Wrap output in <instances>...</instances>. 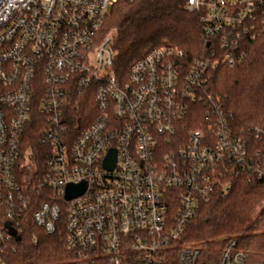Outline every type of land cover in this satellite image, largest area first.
<instances>
[{
	"label": "built area",
	"instance_id": "obj_1",
	"mask_svg": "<svg viewBox=\"0 0 264 264\" xmlns=\"http://www.w3.org/2000/svg\"><path fill=\"white\" fill-rule=\"evenodd\" d=\"M117 1L0 0V264L28 225L64 230L68 258L55 264H200L182 240L199 206L233 179L264 184V128L234 127L208 90L264 38V0H186L204 49L186 60L151 48L126 73L100 36ZM31 126L43 169L22 149ZM218 264L250 263L231 240Z\"/></svg>",
	"mask_w": 264,
	"mask_h": 264
},
{
	"label": "trees",
	"instance_id": "obj_2",
	"mask_svg": "<svg viewBox=\"0 0 264 264\" xmlns=\"http://www.w3.org/2000/svg\"><path fill=\"white\" fill-rule=\"evenodd\" d=\"M186 0H118L103 23L101 37L112 35L116 73H126L130 64L149 49L171 45L191 60L204 49L199 14L184 9ZM209 93L231 113L239 130L264 128V38L249 44L247 58L233 68L219 65L209 83ZM87 94V93H86ZM88 101H91L88 99ZM39 119L36 108L32 121ZM39 131L31 126L23 135L24 150H30L36 167L44 168V149L37 143ZM36 193V191L34 192ZM264 184L233 179L229 193L213 195L197 209L182 240L196 247L200 264H218L220 254L231 240L247 254L250 264L264 260ZM36 242H32V238ZM222 238L221 241L216 239ZM8 264H55L68 258L63 229L47 236L28 225L26 234L8 255Z\"/></svg>",
	"mask_w": 264,
	"mask_h": 264
},
{
	"label": "water",
	"instance_id": "obj_3",
	"mask_svg": "<svg viewBox=\"0 0 264 264\" xmlns=\"http://www.w3.org/2000/svg\"><path fill=\"white\" fill-rule=\"evenodd\" d=\"M115 164V153L114 151H110L108 153V156L106 157L105 161H104V168L108 169V170H112ZM85 190V184H80V185H69L66 188V200H70L72 198L78 197L80 195L83 194ZM10 230V234L12 236H16V233L13 229H9ZM20 238L16 236V241H19Z\"/></svg>",
	"mask_w": 264,
	"mask_h": 264
},
{
	"label": "rangeland",
	"instance_id": "obj_4",
	"mask_svg": "<svg viewBox=\"0 0 264 264\" xmlns=\"http://www.w3.org/2000/svg\"><path fill=\"white\" fill-rule=\"evenodd\" d=\"M109 10L110 9H108V12H109ZM23 147H22V149L24 150V147H25V143H24V141H23V145H22ZM24 152H25V157L26 156H29V154L31 153L30 152V150H24ZM27 154V155H26ZM257 210H256V213H259L262 209H264V202L262 203V204H259L258 206H257V208H256ZM222 240V238H218V239H216V241H221ZM185 242V241H184ZM186 244H188L187 242H186ZM188 245H191V244H188ZM191 246H193V245H191Z\"/></svg>",
	"mask_w": 264,
	"mask_h": 264
}]
</instances>
